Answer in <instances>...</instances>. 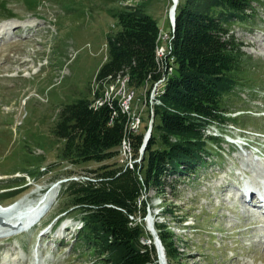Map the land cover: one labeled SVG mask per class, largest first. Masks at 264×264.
Returning <instances> with one entry per match:
<instances>
[{
  "label": "rangeland",
  "instance_id": "1",
  "mask_svg": "<svg viewBox=\"0 0 264 264\" xmlns=\"http://www.w3.org/2000/svg\"><path fill=\"white\" fill-rule=\"evenodd\" d=\"M171 5V0H0V204L63 182L58 199L33 226L31 222L25 229L0 230V264H105L99 248L81 236L84 216L70 207L64 190L70 182H97L96 171L102 166L117 169V175L132 172L143 181L146 150L135 170H125L127 162L118 163L117 156L102 163H72L60 158L64 143L58 142L54 129L64 106L88 98L92 108H99L105 95L130 122L132 136L124 140L134 143L142 136L143 143L152 120V129L159 123L156 108L165 85L152 75L140 88L131 85L129 75L114 82L96 77L107 60V37L120 31L116 15L136 9L158 23L156 64H163L162 71L166 61L158 57L168 43L164 38L170 39L167 57L173 50ZM253 8V16L228 24L251 69L249 81L227 99L231 113L226 124L205 130L211 153L207 163L197 171L167 175L162 194L144 189L138 209L146 202V212L128 215L129 226L140 225L144 231L141 250L154 248L157 254L146 222L149 213L156 231L160 225L167 227L179 255L166 258V264H264V227L258 226L264 217L240 196L244 186L264 191V0H256ZM167 63L169 79L175 67L173 60ZM24 183V192L11 197ZM60 216L51 231L50 224ZM153 260L159 264L154 255Z\"/></svg>",
  "mask_w": 264,
  "mask_h": 264
},
{
  "label": "trees",
  "instance_id": "2",
  "mask_svg": "<svg viewBox=\"0 0 264 264\" xmlns=\"http://www.w3.org/2000/svg\"><path fill=\"white\" fill-rule=\"evenodd\" d=\"M255 2L187 0L182 4L179 0L173 50L167 57L173 60L175 73L164 83L162 106L156 108L159 123L145 151L143 181L132 172L117 175V169L102 166L96 171L97 182L66 185L70 207L84 216L80 234L88 244L99 248L105 264H154L155 249L139 248L144 231L140 225L130 227L128 215L146 212V202L138 209L144 189L155 188L162 194L168 186L167 175L197 171L210 158L205 130L212 124H226V115L231 113L227 99L239 84L249 81L251 69L246 68L243 46L230 35L228 24L253 16ZM220 8L224 11L217 12ZM116 18L120 31L107 37V60L96 78L114 82L129 75L134 88L143 86L151 75L154 81H160L156 20L140 9L122 11ZM111 103L92 108L88 98H80L61 109L54 135L64 143L62 160L102 163L118 155L119 145L132 134L127 130V116ZM211 140L218 144L217 139ZM141 143L142 136H137L133 143L136 154ZM26 184L18 185L10 196L24 192ZM166 229L160 225L158 236L166 258L175 259L179 252Z\"/></svg>",
  "mask_w": 264,
  "mask_h": 264
},
{
  "label": "bare ground",
  "instance_id": "3",
  "mask_svg": "<svg viewBox=\"0 0 264 264\" xmlns=\"http://www.w3.org/2000/svg\"><path fill=\"white\" fill-rule=\"evenodd\" d=\"M178 5H179V0H178V3H177V7H178ZM170 20L172 21V24H173L174 21L171 18H170ZM172 24H171V29L173 30ZM174 25H175V23H174ZM173 31L175 32V29ZM172 34H174V33H171V36H172ZM158 60L162 61L163 57H158ZM158 63H160V62L158 61ZM167 79H168V76H167ZM167 79H166V81H167ZM118 80H122V78H119ZM127 82H128V79H127L126 83ZM126 83H125V85H126ZM159 91H161V90H159ZM161 93H162V91H161ZM102 96L104 98H107V99H105L106 102H104V103H110V101L112 100L108 96H105V95H102ZM103 97H100V98L102 99ZM104 103H102V105ZM153 115H154V113H153ZM123 141H122L121 145H126L127 144L126 140H123ZM143 156H144V154H143ZM119 163H120V161H119ZM129 168L132 169V170H135L136 166H128V167H126V170H128ZM244 188H245V186H244ZM60 190H61V186L54 184V186L51 188V190L49 191V193L46 196H44V197H42L40 199H37V200H32V201L31 200L30 201H25V200L20 201L19 203L16 204V206L13 209L8 210L9 215L5 216V220H7L9 222V224L7 223V225H5L4 223H0V230H2V229L4 230V228H6V229L10 228L13 231H15L16 229H19V230L25 229L26 225L31 224V222L33 221V220H31V218H32L31 216H33L34 214L38 215V213L42 211V209L44 208V206L46 204H50V203L54 202L56 199H58L59 194H60ZM240 196L242 197V199H244V197L242 195H240ZM257 199H258V196H257V193H256L255 196H254V200H257ZM253 207H256V206H253ZM261 217H264V215L261 216ZM150 222H151V220L149 218L148 219L149 226L151 225ZM259 225L264 227V220L262 221V223H260V224L258 223V226ZM258 226L256 225V228ZM65 227H66V225L63 226V229H65ZM253 228H255V226ZM43 235H47V233H44ZM166 260L167 259L165 257V252L163 250L162 255H161V264H166Z\"/></svg>",
  "mask_w": 264,
  "mask_h": 264
},
{
  "label": "built area",
  "instance_id": "4",
  "mask_svg": "<svg viewBox=\"0 0 264 264\" xmlns=\"http://www.w3.org/2000/svg\"><path fill=\"white\" fill-rule=\"evenodd\" d=\"M169 34H170L169 36L171 37V32ZM165 41H167L168 43L165 44V45L163 44L162 53H163V62L166 61V64H165V66H164L162 71H161V68L163 67V64L162 63H157V65L159 67L158 71H160L162 73L161 80H160L161 83L165 82V79L167 78V74H168V72H170L169 66H168V69H167V64H168L167 61H170L167 58V51H168V48H169L170 39H165L164 38L163 42H165ZM166 69H167V71L165 72ZM165 75H166V77H165ZM157 89L158 88H155V93L157 92ZM153 98H154V96H153ZM158 103L160 105V101H158ZM126 105L128 106V103H126ZM97 107H99V106H97ZM137 121H138L137 124H139L140 119L138 118ZM153 122H154V120H152V123H151V126H150L151 129L153 128ZM134 129L136 130L135 127H134ZM140 153H141V156H139L137 158L135 156L136 153H135V150H134L133 141H130V139H129L126 145H121L119 147V150H118V163H119V161H126L127 162V167L128 166H136L137 167V164L142 161V157H143V154H144V146L141 147Z\"/></svg>",
  "mask_w": 264,
  "mask_h": 264
},
{
  "label": "water",
  "instance_id": "5",
  "mask_svg": "<svg viewBox=\"0 0 264 264\" xmlns=\"http://www.w3.org/2000/svg\"><path fill=\"white\" fill-rule=\"evenodd\" d=\"M172 2V6L170 8V17L171 19L176 23V10H177V3H178V0H171ZM151 135H152V131L151 129H149L148 133L146 134L145 136V139H144V148L147 147L150 139H151ZM150 220H151V225H150V229L152 231V234L154 236V239H155V242L159 248V253H160V257L162 255V252H163V246H162V243H161V240L159 239V236L157 235V232L156 230L154 229V219L153 217L150 215L149 216Z\"/></svg>",
  "mask_w": 264,
  "mask_h": 264
}]
</instances>
